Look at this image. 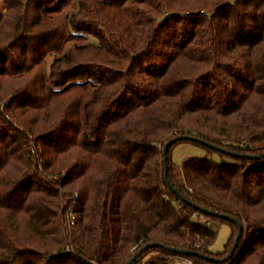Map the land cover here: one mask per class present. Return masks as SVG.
Masks as SVG:
<instances>
[{
  "label": "trees",
  "instance_id": "16d2710c",
  "mask_svg": "<svg viewBox=\"0 0 264 264\" xmlns=\"http://www.w3.org/2000/svg\"><path fill=\"white\" fill-rule=\"evenodd\" d=\"M2 4L0 264H264V0Z\"/></svg>",
  "mask_w": 264,
  "mask_h": 264
},
{
  "label": "rangeland",
  "instance_id": "374dc122",
  "mask_svg": "<svg viewBox=\"0 0 264 264\" xmlns=\"http://www.w3.org/2000/svg\"><path fill=\"white\" fill-rule=\"evenodd\" d=\"M4 10L5 8L3 7L2 0H0V12H4ZM263 144L264 140L255 143L256 146H262ZM205 152L206 151L202 146L182 141L172 147L170 157L173 163L180 164L186 158L192 156H203ZM213 158L219 159L216 154L213 155ZM259 158H261V154ZM211 223L216 229V238L210 244L209 249L212 251H221L231 234V226L226 222H219L215 220L211 221Z\"/></svg>",
  "mask_w": 264,
  "mask_h": 264
},
{
  "label": "water",
  "instance_id": "95a60500",
  "mask_svg": "<svg viewBox=\"0 0 264 264\" xmlns=\"http://www.w3.org/2000/svg\"><path fill=\"white\" fill-rule=\"evenodd\" d=\"M179 139H191V140H195V141H199V142H202L216 150H221V151H224L225 153L227 154H230V155H233V156H239L240 154L236 151H233V150H229V149H225L223 147H220L218 145H214L210 142H207L201 138H198L196 136H193V135H178L174 138H172L171 140L167 141L164 146H163V161H164V179H165V182L168 184V186L172 189L173 192H177L176 189L174 187H172V184L169 182V179H168V176H167V164H166V157H167V148L168 146L170 145L171 142L175 141V140H179ZM252 158H259L260 157V154H255V155H250ZM186 202H188L189 204H191L194 208H200L202 211L204 212H210V210L206 209V208H202V207H199L198 205H196L195 203L189 201L188 199L184 198L181 194H179ZM225 217H227L229 220H232L235 222V224L237 225V233H236V236L234 238V242H233V245L230 249V252L228 253V255L225 257V258H222V259H218V258H213L209 255H206V254H200L201 257L205 258V259H208L210 261H214V262H218V261H222L228 257H230L234 250H235V247L239 241V238L241 236V233H242V225L233 217H229V216H226L224 215ZM146 246H144L140 251L137 252V254H139L144 248H146ZM170 250L176 252V253H179V254H188L190 251L187 250V249H177V248H173V247H170L169 248ZM136 255L132 256L130 260H128L126 262V264H131L133 262V260L135 259Z\"/></svg>",
  "mask_w": 264,
  "mask_h": 264
},
{
  "label": "built area",
  "instance_id": "2783aa9c",
  "mask_svg": "<svg viewBox=\"0 0 264 264\" xmlns=\"http://www.w3.org/2000/svg\"><path fill=\"white\" fill-rule=\"evenodd\" d=\"M173 264H193V260L184 255H177Z\"/></svg>",
  "mask_w": 264,
  "mask_h": 264
}]
</instances>
